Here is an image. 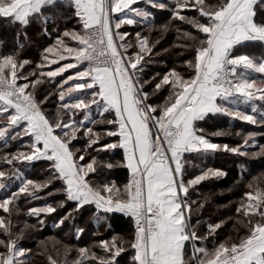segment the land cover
Listing matches in <instances>:
<instances>
[{
  "label": "snow or ice",
  "instance_id": "obj_1",
  "mask_svg": "<svg viewBox=\"0 0 264 264\" xmlns=\"http://www.w3.org/2000/svg\"><path fill=\"white\" fill-rule=\"evenodd\" d=\"M141 2L144 7H133ZM259 2L0 0V18L13 25L26 27L40 21L44 34L50 35L47 24L51 17L45 12L58 6L69 8L71 16L68 18L76 19L80 25L79 30L66 29L54 44L45 47L41 62L31 72L22 71L32 63L21 58L24 44H18L14 52H0V142L8 147L11 141L25 136L30 141L28 152L0 155V160L11 166L10 172L0 170V190L10 186L6 181H19L16 191L0 199V209L8 214L7 218L0 216V235L6 237L0 239V247L5 249L0 252V264H26L31 249L19 246L18 242L24 238V229L34 226L25 223L19 233H14L12 209L17 207L22 194L36 198V193L54 180L62 181V188L57 191L62 192L67 201L75 202L73 212L94 205L97 223L103 219L100 212H120L131 218L134 227L130 240L114 235L93 246L100 247L103 255L80 247L76 249L78 257L69 261L71 248L65 246L64 264H85V261L119 264L117 258L127 250L125 245L134 252L131 264H264V174L247 184L249 191L235 209L239 217L236 224L246 228V233L237 235L235 240L228 237L214 243L212 249L205 242L209 237L215 240L224 221L208 223L206 234L200 233L203 221L197 219L193 223L192 220L194 215H199L204 203L192 200L190 189L225 173L208 168L185 179L186 153L206 155L224 151L245 156L249 155L248 148L256 146L252 133L244 138L241 146L213 143L205 130L197 127V122L205 120L209 114H220L253 125L264 123V118L256 119L255 106L251 108L253 114L240 110L241 105L264 100V81L258 83L250 77L252 72L264 74V60L257 62L247 54L234 51L245 42L264 43V20L256 19L255 6ZM152 9L168 11L170 19L157 27ZM191 11L197 15H188ZM174 21L195 30L194 34L176 27L178 38L189 42L181 47L193 51V59L186 61L193 74L185 78L175 69L164 74L155 84L153 93L169 86V96L164 104H153L149 102L150 94L144 90V84L150 81L141 83L140 73L144 70L145 55L151 54L154 44H150L149 35L140 32L135 33L133 43L127 39L131 34L120 29L123 25L142 24L149 34L153 30L167 32ZM24 36L27 39V33ZM65 38L75 43H68ZM129 49L136 50L129 52ZM61 61L67 62L61 65ZM49 64L57 67L43 71ZM69 69H76L75 75H69L58 85L60 103L54 118L50 119L42 108L48 96L40 99L37 86L44 83L43 78L61 76ZM70 81L71 85L65 88ZM93 105L102 117L100 121L90 119ZM76 110L85 112L83 120H65V115ZM113 112L114 118H103L105 113ZM85 121L113 127L104 132L94 131ZM78 133L87 137L83 149L73 145ZM229 134L225 131L211 133L214 136ZM102 136L119 139L93 148ZM90 148L96 155H90L86 163H79L85 160ZM259 148V152L251 155L264 156V145ZM117 149H123L126 162L123 166L130 172L122 189L114 181L101 180L100 175V169H112L121 162L100 160L99 154ZM38 160L51 162V176L43 183L27 179L16 167L18 163ZM55 211V207L46 205L30 208L28 214L38 216ZM71 215L69 213V217ZM69 217L62 218L60 224ZM83 231L77 229V239ZM47 260L48 264H59L51 255Z\"/></svg>",
  "mask_w": 264,
  "mask_h": 264
},
{
  "label": "trees",
  "instance_id": "obj_2",
  "mask_svg": "<svg viewBox=\"0 0 264 264\" xmlns=\"http://www.w3.org/2000/svg\"><path fill=\"white\" fill-rule=\"evenodd\" d=\"M206 2L215 4L216 0H206ZM137 6L144 7V4L141 2L138 5H133V7ZM255 7L257 11L256 19L258 21L264 20V0H260ZM152 11L157 27L170 19V13L166 10L152 9ZM187 14L190 16L197 15L194 11L188 12ZM45 15L51 17L47 24L50 35L44 34L42 30L43 25L40 21H35L25 27L19 24L13 25L0 18V42H2L0 43V52H14L18 48V44H24V48L20 50L21 58L29 59L32 62L22 70L25 73L35 70L36 65L41 62V53L43 49L54 44L57 37L62 36L66 29L79 30L80 28L76 19L68 18L71 16V10L66 6L52 8L46 11ZM176 27H180L182 30L192 31L195 34L194 29H191L189 25L182 24L179 21H174L173 27L167 32L153 30L149 34L147 27L142 24L123 25L120 29L121 32H128L131 34L127 39L131 40L133 43H135V33L140 32L142 35H149L150 44H154L151 54L145 55V60L142 62L144 70L140 73L141 83L150 81V83L144 84V90L150 94L149 102L153 104L162 105L169 96V86H163L158 92L153 93L155 84L160 82L164 74L173 69L180 72L185 77H190L193 74L192 70L189 69L186 64V61L193 59V51L191 48L181 47V45L189 42L178 38L179 34L176 31ZM18 33L20 34L19 37L17 36ZM24 33H27V39H25ZM65 40L71 44L75 43L74 41H70L69 38H65ZM134 50L136 49H129V52ZM234 51H236L237 54H247L254 59H259V61L260 59L264 60V43L261 42H245L244 45H238ZM149 56H151L152 60L148 58ZM53 66L54 65L49 64L43 71L52 70ZM181 71H185V73ZM63 75L64 74L55 78H43L44 83L37 86L38 97L40 99H43L44 96H48V100L42 105V108L50 119L54 118L60 103L58 85L62 83L66 77V75ZM153 77H155V79H153ZM250 77L252 79L260 77L259 79L262 78L264 81V74L258 73ZM19 83H23V81H19ZM71 83L70 81L69 85H65V88L70 86ZM241 109L243 110V108ZM261 111L262 113H255L257 120L264 118V106ZM90 113L95 115L90 119L96 121L102 119L101 116L100 118L98 117V111L95 105L92 106ZM84 115L85 112L76 110L74 113H68L64 118L65 120L72 119L80 121L84 119ZM103 118L112 119L114 118V113H105ZM85 124L89 127H93L94 131L99 132L111 130L113 127L106 123H97L93 125L88 123V121H85ZM197 127L203 128L207 134V138L213 143L220 142L224 137H233L232 140L227 141V143L241 146L244 143V138L252 133L254 134L256 144L255 147L247 149L249 155L241 156L236 154V161L234 154L229 155L224 151L206 155L197 153L185 154V159L188 161L185 165L186 180L201 174L202 170H207L208 168L219 169L225 173L224 176L219 178L210 177L201 182V184L195 186L194 190L190 189V198L196 200L198 203L202 202V190H206L208 202L207 204L206 202L204 203V207L200 210L199 215H194L192 220L193 223H195L197 219L203 221L199 229L200 233L206 234L208 223L224 221L222 227L217 230L218 234L215 240L209 237L208 241L205 242V245L209 249H212L214 243L222 242L228 237H232V239L235 240L237 235L243 236L247 231L243 226L236 224V220L239 217L235 209L244 198V193L249 191L247 184L251 182L254 177L264 174V156L256 157L251 155L252 152H259V146L264 145V123L253 125L237 118L209 114L205 120L197 122ZM216 131H225L230 134L224 136L211 135V133ZM237 133H239V135H237ZM24 138L27 139V142L29 141V137L25 136ZM118 139V137L102 136L98 145H94L93 148L107 142H116ZM22 141L23 140L15 141L12 146H3L4 148L0 151V155H3L5 152H16L18 149L16 143ZM239 142L240 144H238ZM249 143L251 144L252 141H249ZM86 144L87 137H84L82 133H78V138L73 141L75 148L83 149ZM93 148L88 149V154L85 157L89 158L90 155H96ZM227 155H229V157L225 158ZM98 159L110 161L113 164H116L117 161L121 162V164L112 169H100V175L101 180L114 181L117 186L122 189L130 177L129 170L127 167L123 166L125 163L123 161V150L117 149L114 150V152H101ZM2 162L3 161L0 160V163ZM21 168V173H23L27 179L34 180L38 183L40 181H46L51 176V162L46 160L25 161ZM209 180L211 182H209ZM6 183L10 186L4 191H0V199L10 195L12 191H16L19 187V181H6ZM55 188L61 189L62 181L54 180L46 188L38 191L36 193V198L22 194L17 202V207L12 209L11 220L15 225L13 228L14 233H19L20 230L24 228L25 223L34 226L24 229V238L18 242L19 246L31 249V253L26 258V264H48L47 257L49 255L56 259L59 264H64L65 246L71 248L67 257L69 261L75 260L78 257L76 249L80 247H88L91 251L96 252L97 255H103L100 247H93L94 245H98L101 240H110L114 235L122 237L125 241L132 238L134 227L130 217L120 212H100L99 215L103 217V219L97 223L95 220V206H85L79 212H73V209L76 207L75 202L67 201L62 192L54 193ZM43 190L45 191L42 194ZM49 193H52V195L49 196ZM42 197L46 198L43 199ZM62 201L63 206H61ZM214 201L216 203L226 204L227 208L219 212V216H217L216 220H211L209 217V213H211L209 207L211 206L212 210ZM46 205L55 207L56 211L53 213H40L38 216L28 214L30 208H41ZM193 207H196V205ZM69 213H72L70 217ZM0 216L7 218L8 214L0 209ZM64 217L69 218L65 219L63 224H60L61 219ZM41 221H43V223H41ZM78 228L84 230L79 234V239H77ZM0 239H6V237L0 236ZM125 247L127 250L121 253L120 257L117 258L119 264H131V257L134 252L128 249L127 245H125ZM2 251H5V249L0 247V252ZM188 251L191 252L190 244L188 246ZM85 264H92V262L85 261Z\"/></svg>",
  "mask_w": 264,
  "mask_h": 264
},
{
  "label": "rangeland",
  "instance_id": "obj_3",
  "mask_svg": "<svg viewBox=\"0 0 264 264\" xmlns=\"http://www.w3.org/2000/svg\"><path fill=\"white\" fill-rule=\"evenodd\" d=\"M148 58H150L151 59V56H149ZM71 59V58H70ZM152 60V59H151ZM257 62H259V59H255ZM260 60H263V59H260ZM65 62H67V61H61L60 63H61V65L63 64V63H65ZM72 62H74V60L72 61ZM179 66V65H178ZM57 67V65H54L53 67H52V70H54L55 68ZM78 67H81L82 68V66H78ZM31 71H33V70H31ZM31 71H29V72H31ZM75 72H76V69H69L67 72H65V73H63L64 75H66V77L64 78V79H66L69 75H75ZM182 73H185V71H181ZM254 74H258V73H255V72H252V73H250V76H253ZM63 75V76H64ZM188 76V75H187ZM185 78H188V77H185ZM260 77H258L257 79H255L258 83L260 82V81H263V79L261 78V79H259ZM253 106H255L256 108H257V112L256 113H262V107L264 106V100H259V99H257V100H255V101H253V102H251L250 104H248V105H241L240 107L241 108H243V110L240 108V110L241 111H244V112H246V113H248V114H252V112H251V108L253 107ZM217 115H220V114H217ZM255 116H256V114H254ZM89 116H90V118L91 117H93V116H95L94 114H92V113H89ZM98 117L100 118V115H99V113H98ZM243 121V120H242ZM6 122V121H5ZM232 138L233 137H224V138H222L221 140H220V142H218L217 144H221V145H223V144H228L230 147H236V146H238V145H234V144H232V143H227V141H231L232 140ZM23 141L22 142H17L16 143V146H18L17 148V151H23V152H28L29 150H28V148H27V145L26 144H28L30 141H28L27 142V139L26 138H24L23 137V139H22ZM238 142V141H237ZM15 143V141H11L10 142V144L9 145H13ZM238 144H240V142L238 143ZM4 145H3V142H0V151L1 150H3V147ZM19 148H21V149H19ZM28 150V151H27ZM16 151V152H17ZM227 154H229V155H231V154H234V156H235V161L237 160L236 159V154L235 153H231V152H226ZM229 155H227L225 158H227V157H229ZM86 159L84 160V161H78L79 163H81L82 164V162L83 163H86V161H88V159L89 158H87V157H85ZM24 162H22V163H18L17 165H16V167L17 168H19V170H20V172H22V168H21V166H22V164H23ZM0 170H4V171H6V172H10L11 171V166H9V165H7L6 163H4V162H2V163H0ZM44 181H40L39 183H43ZM209 182H211L210 180H209ZM5 189H2V190H0L1 192L2 191H4ZM42 190V189H41ZM58 189H56L55 188V191H54V193H57V192H59V191H57ZM44 191L45 190H43L42 191V194L44 193ZM41 194V193H40ZM202 202L203 203H205L206 202V204H207V202H208V199L206 198V190H202ZM48 196V195H47ZM50 196V195H49ZM43 198V197H42ZM44 198H46V197H44ZM43 198V199H44ZM205 204V205H206ZM213 208H212V210H211V206L209 207L210 208V211H211V213H209V217H210V219L212 220V219H215L216 220V218H217V216H219L218 214H219V212L221 211V210H223V209H226L227 208V205L226 204H220V203H216L215 201L213 202ZM94 206V205H93ZM209 211V212H210ZM0 236H2V235H0Z\"/></svg>",
  "mask_w": 264,
  "mask_h": 264
},
{
  "label": "crops",
  "instance_id": "obj_4",
  "mask_svg": "<svg viewBox=\"0 0 264 264\" xmlns=\"http://www.w3.org/2000/svg\"><path fill=\"white\" fill-rule=\"evenodd\" d=\"M114 113V112H113ZM123 150V149H122ZM187 154V153H186ZM126 163V162H125Z\"/></svg>",
  "mask_w": 264,
  "mask_h": 264
}]
</instances>
